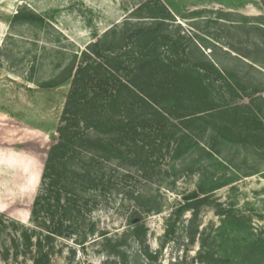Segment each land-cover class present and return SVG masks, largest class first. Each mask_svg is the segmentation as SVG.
<instances>
[{
    "label": "trees",
    "instance_id": "16d2710c",
    "mask_svg": "<svg viewBox=\"0 0 264 264\" xmlns=\"http://www.w3.org/2000/svg\"><path fill=\"white\" fill-rule=\"evenodd\" d=\"M241 19V25L264 34V18L254 23ZM170 21L175 17L166 4L149 0L84 50L58 52V72L37 82L46 89L69 84V92L31 211L36 228L48 229V235L39 236L35 230L21 234L33 264H52L45 245H52L56 237L79 236L81 245L94 237L95 223L81 234L86 214L96 211L113 190L123 191L120 184L135 175L148 184H155L156 175L160 183L172 178L174 187L185 171L203 174L198 187L203 198L183 202L177 212L179 217L193 212L187 234L194 243L205 196L230 185L218 176L219 168H225L218 147L253 143L264 147L263 120L240 116L218 96L221 91L232 98L246 93L238 73L220 67L179 31L172 32ZM24 26L47 35L55 32L45 15L28 6L20 7L10 22L11 29ZM49 43L62 45V40ZM167 157L165 171L161 163ZM129 195L139 207L130 214L131 222L162 212L155 195L136 190ZM46 215L52 216L51 226ZM220 215L222 224L212 244H202L199 264H264V239L255 237L250 220L233 210H222ZM15 247L18 256L20 246Z\"/></svg>",
    "mask_w": 264,
    "mask_h": 264
},
{
    "label": "rangeland",
    "instance_id": "374dc122",
    "mask_svg": "<svg viewBox=\"0 0 264 264\" xmlns=\"http://www.w3.org/2000/svg\"><path fill=\"white\" fill-rule=\"evenodd\" d=\"M147 1L0 0V264H33V254L22 247L21 234L35 230L39 236L48 235V229L36 228L31 211L69 84L46 89L37 82L50 80L58 72V52L84 50ZM162 2L175 17L169 22L172 32L179 31L188 44L196 43L220 67L234 69L245 83L241 97L221 91L219 98L238 109L240 116H259L264 122V34L240 24L242 17L253 23L264 18V0ZM22 6L45 15L55 32L47 35L27 26L11 29V19ZM197 12L200 17L194 16ZM58 37L62 45L49 43ZM217 151L225 164L218 176L230 185L205 196L207 202L197 213L194 243L187 234L193 212L181 217L177 212L183 196L199 193L203 174L185 171L174 187L172 178L160 183L156 175L155 184H148L135 175L120 184L123 191L113 190L96 211L86 214L81 234L88 233L92 223L97 233L84 245L79 236L56 237L52 245H45L52 264H199L202 244H212L222 224V210L246 217L255 237L264 239V147L220 145ZM161 165L169 170V158ZM134 190L155 195L162 206L159 214L141 216L140 229L129 220L139 210L129 195ZM46 218L51 226L52 216ZM103 233L107 235L101 238Z\"/></svg>",
    "mask_w": 264,
    "mask_h": 264
},
{
    "label": "water",
    "instance_id": "95a60500",
    "mask_svg": "<svg viewBox=\"0 0 264 264\" xmlns=\"http://www.w3.org/2000/svg\"><path fill=\"white\" fill-rule=\"evenodd\" d=\"M199 198V193L198 192H193L192 194L190 195H187V196H183L182 200L184 202H188V201H193V200H197ZM141 221L140 218H136L132 221V224H138L139 222ZM107 234L103 233V234H100V237H105Z\"/></svg>",
    "mask_w": 264,
    "mask_h": 264
}]
</instances>
